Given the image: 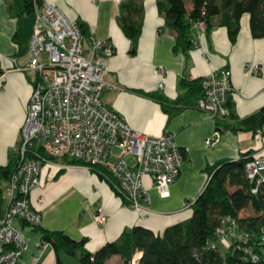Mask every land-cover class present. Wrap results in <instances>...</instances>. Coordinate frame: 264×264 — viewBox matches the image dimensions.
I'll list each match as a JSON object with an SVG mask.
<instances>
[{
    "label": "crops",
    "instance_id": "1",
    "mask_svg": "<svg viewBox=\"0 0 264 264\" xmlns=\"http://www.w3.org/2000/svg\"><path fill=\"white\" fill-rule=\"evenodd\" d=\"M52 1L69 18L85 25L88 34L107 40L113 46L112 55L105 58L107 85L100 96L102 102L133 129L151 135L169 133L184 156L175 178L167 185V195L158 192L150 176H143L149 198L146 210H135L124 203L109 180L90 167L55 158L54 167H42L40 184L30 190V198L39 208L40 228L62 230L75 239L85 237L84 247L90 251L134 224L160 233L167 225L191 214L190 204L206 182L207 166L223 158L239 157L247 150L264 151V123L255 133L221 128L217 141L205 146L203 141L212 136L218 126L217 119L194 106V99L187 97L186 89L179 86L181 79L192 80L227 68L231 73L235 115L245 117L264 105V36L251 35L247 14L241 16L233 42L223 26L214 25L206 33L204 25L193 24L192 48L184 56L173 51L172 32L160 30L163 18L157 12L155 0ZM132 1L141 4V15L139 10L134 11ZM22 7L23 0H0V165L6 163L8 153L21 141L20 128L34 80L31 70L15 68L25 65L34 19V12L25 14ZM120 11L136 22L141 19L133 54L128 53L130 41L118 23ZM18 25L21 29L19 44L13 40ZM248 67L253 69L248 71ZM147 93L160 94L172 102L177 100L172 106L174 110L165 112ZM126 155L123 157L133 164V157ZM110 158L114 159L115 154ZM59 168L61 172L55 176ZM2 180L0 176V182ZM40 195L42 200L37 202ZM99 210L106 214L102 223L96 222L93 216ZM14 223L20 231L24 227L20 221ZM37 233L39 242L41 233L38 230ZM227 241L229 238L217 239L216 243L226 246ZM42 246L44 250L34 255L32 245L28 244L30 254L24 255L26 261L21 252L15 264H83L75 255L62 250L56 253L49 242ZM116 255L109 256L104 264H123Z\"/></svg>",
    "mask_w": 264,
    "mask_h": 264
},
{
    "label": "built area",
    "instance_id": "2",
    "mask_svg": "<svg viewBox=\"0 0 264 264\" xmlns=\"http://www.w3.org/2000/svg\"><path fill=\"white\" fill-rule=\"evenodd\" d=\"M113 51L107 40L92 34L86 39L76 19L69 18L54 1L43 0L35 11L25 65L15 67L31 70L34 80L20 128L21 141L15 149L16 164L0 182V264H15L21 255L25 240L14 222L31 227L40 224L39 208L32 202L30 190L40 184L42 164L51 165L55 158H73L88 167H103L112 189L135 210L147 209L144 175L150 176L162 196L168 194L167 185L178 172L183 150L167 132L151 135L131 128L102 102L100 96L107 85L105 58ZM252 69L248 67V71ZM230 77L227 68L200 77L201 94L195 106L209 117L229 118L228 100L233 93ZM218 135L215 128L204 145L212 146ZM112 154L114 159L110 158ZM125 154L133 157V164L123 157ZM244 170L254 181L251 190L255 192L264 180V151L253 152ZM41 200L40 195L37 202ZM93 216L100 223L106 219L100 210ZM223 220L216 228L217 239L236 238L241 257L258 260L259 253L249 243L256 235L240 230L232 216ZM259 242L264 243V231ZM215 245V241L210 243L211 247ZM137 252L129 264H138Z\"/></svg>",
    "mask_w": 264,
    "mask_h": 264
},
{
    "label": "trees",
    "instance_id": "3",
    "mask_svg": "<svg viewBox=\"0 0 264 264\" xmlns=\"http://www.w3.org/2000/svg\"><path fill=\"white\" fill-rule=\"evenodd\" d=\"M43 0H23L22 12H35ZM134 11L142 14L140 3L132 1ZM158 14L163 18L162 28L174 35L173 51L188 55L192 48L193 24L204 25L207 33L214 25L226 28L230 42L236 39L240 28V19L248 15L251 35L255 38L264 36V0H155ZM123 3L120 4V7ZM216 20L215 22H213ZM118 23L124 35L129 39L128 53L136 52L141 29V19L136 22L129 15L120 11ZM81 31L87 39L85 25L79 23ZM21 34L18 25L13 40L19 44ZM1 74V69H0ZM179 86L185 88L187 97L195 101L201 94L200 78L181 79ZM155 99L165 112L174 110V100L169 101L160 94L147 93ZM171 107H166V106ZM230 116L218 119L216 129L250 130L255 133L261 130L264 123V105L254 113L238 118L228 100ZM252 152L247 150L236 158H223L206 167V182L191 202V214L177 222L167 225L162 232L155 233L150 228L134 224L124 228L114 239L108 240L98 248L90 251L84 247L85 237L72 238L58 229H44L33 226L41 235V242H49L56 253L62 250L75 255L83 264H104L112 254H118L123 264H129L132 255L138 251V264H264V243L259 242L260 233L264 231V180L252 192L254 181L245 174V162L251 158ZM67 163L83 164L82 161L63 157ZM16 164V150L10 151L5 164L0 165V176L7 178ZM101 177L107 171L100 166L91 165ZM61 172L59 168L55 176ZM251 209L252 215H241V211ZM225 216L236 218L238 227L247 233H254L257 238H251L249 243L259 253L255 262L241 257L242 252L237 246L236 238H229V244L221 251L219 245L211 247L216 242V228L222 224Z\"/></svg>",
    "mask_w": 264,
    "mask_h": 264
},
{
    "label": "rangeland",
    "instance_id": "4",
    "mask_svg": "<svg viewBox=\"0 0 264 264\" xmlns=\"http://www.w3.org/2000/svg\"><path fill=\"white\" fill-rule=\"evenodd\" d=\"M35 13V12H34ZM33 13V14H34ZM31 17V16H30ZM30 17H28V18H30ZM34 18V17H33ZM130 154L128 155H126V157L127 158H130ZM54 163L53 164H51V165H48V164H46V163H43L42 164V166L41 167H48V166H50V167H54ZM252 213H254L251 209H249V208H247V209H245V210H243V211H241V215H252ZM17 227H18V225H17ZM24 228H27V229H25V230H27L28 232H29V234L28 235H26V231L24 230ZM21 232H22V234H23V237H24V240H25V243H24V246H23V248H22V252H23V255H22V259L24 260V261H26V257L24 258V255H26V253H27V255H29L30 254V250H29V248L30 247H28V244H31L32 245V249H33V252H34V255L36 254V253H39V252H41V251H43L44 250V248H45V246H42L45 242H41V241H39L38 242V233H37V230L36 229H33L29 224H24V227L21 229ZM25 232V233H24ZM219 241V240H218ZM219 244V248H220V250L221 251H223L225 248H226V246H224V245H222V244H220V243H218ZM38 246H41V248L40 247H38ZM31 256V255H30ZM112 256V255H111ZM113 256H116L117 257V255L116 254H113ZM34 257V256H33ZM56 263V262H55Z\"/></svg>",
    "mask_w": 264,
    "mask_h": 264
},
{
    "label": "bare ground",
    "instance_id": "5",
    "mask_svg": "<svg viewBox=\"0 0 264 264\" xmlns=\"http://www.w3.org/2000/svg\"><path fill=\"white\" fill-rule=\"evenodd\" d=\"M257 261V260H256ZM252 262H255V261H252Z\"/></svg>",
    "mask_w": 264,
    "mask_h": 264
}]
</instances>
